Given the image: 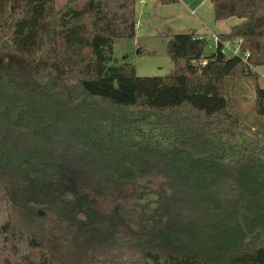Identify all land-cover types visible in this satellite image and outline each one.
<instances>
[{
  "label": "trees",
  "instance_id": "obj_1",
  "mask_svg": "<svg viewBox=\"0 0 264 264\" xmlns=\"http://www.w3.org/2000/svg\"><path fill=\"white\" fill-rule=\"evenodd\" d=\"M134 3L0 0V55L27 64L20 83L0 77V194L15 188L74 221L83 258L47 252L1 199L0 239L33 251L3 264H264V137L247 133L224 92L226 77L264 65V0H213L215 20H244L217 36L245 59L220 42L204 55L205 36L176 33L161 76L114 55L116 39L135 36ZM68 182L127 205L133 232L65 196Z\"/></svg>",
  "mask_w": 264,
  "mask_h": 264
},
{
  "label": "rangeland",
  "instance_id": "obj_2",
  "mask_svg": "<svg viewBox=\"0 0 264 264\" xmlns=\"http://www.w3.org/2000/svg\"><path fill=\"white\" fill-rule=\"evenodd\" d=\"M66 1L56 0V7L62 6ZM134 11L135 36L133 39H116L114 55L119 61L125 59L132 64L136 74L140 76H161L170 72L173 63L166 51V45L174 34L195 33L205 36L208 42L203 53L210 55L215 52L213 36L226 33L231 26L244 21L237 17L215 20L213 0H175L171 3H162L160 0H135ZM26 66V62L20 57L0 55V77L8 73L10 78L20 83L25 78ZM250 69V74L238 72L225 78L226 106L229 112L241 119L247 133L264 137V116L255 112V90L257 86L264 87V65L251 66ZM63 186L65 192H69L65 196L76 198L81 205L83 202L88 203L100 213L113 212L117 220L133 232L128 222L131 219L136 220L138 216L129 211L127 205L109 197H93L86 191L77 190L69 182ZM80 196L84 201H80ZM1 199L10 211L21 218L24 230L22 233L36 241L45 242L47 252L70 260L83 259L77 242L79 237L74 232V221L54 217L48 211V206L31 205L30 208L24 201H20L15 188H9L0 194ZM13 245L5 244L0 239V264H3L6 258L17 261L22 255L30 253L32 256L33 251L27 248L22 237L16 238Z\"/></svg>",
  "mask_w": 264,
  "mask_h": 264
},
{
  "label": "built area",
  "instance_id": "obj_3",
  "mask_svg": "<svg viewBox=\"0 0 264 264\" xmlns=\"http://www.w3.org/2000/svg\"><path fill=\"white\" fill-rule=\"evenodd\" d=\"M213 40L215 43V47L217 43L220 42V51L226 56L241 55L242 58L245 59L249 55L248 52L240 51L239 42H233L231 40L220 41L217 35L213 36Z\"/></svg>",
  "mask_w": 264,
  "mask_h": 264
},
{
  "label": "flooded vegetation",
  "instance_id": "obj_4",
  "mask_svg": "<svg viewBox=\"0 0 264 264\" xmlns=\"http://www.w3.org/2000/svg\"><path fill=\"white\" fill-rule=\"evenodd\" d=\"M75 194H76V192H75ZM80 198H81V200H80V201H84V198H82L81 196H80Z\"/></svg>",
  "mask_w": 264,
  "mask_h": 264
},
{
  "label": "crops",
  "instance_id": "obj_5",
  "mask_svg": "<svg viewBox=\"0 0 264 264\" xmlns=\"http://www.w3.org/2000/svg\"><path fill=\"white\" fill-rule=\"evenodd\" d=\"M231 27H232V26H231ZM228 31H229V30H228ZM228 31H227V32H228ZM193 34H195V33H193ZM219 34H220V33H219ZM196 35H200V34H196ZM216 35H218V34H216Z\"/></svg>",
  "mask_w": 264,
  "mask_h": 264
}]
</instances>
